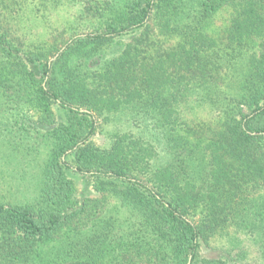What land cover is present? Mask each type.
<instances>
[{"label":"trees","instance_id":"1","mask_svg":"<svg viewBox=\"0 0 264 264\" xmlns=\"http://www.w3.org/2000/svg\"><path fill=\"white\" fill-rule=\"evenodd\" d=\"M0 142V264H264V0H0Z\"/></svg>","mask_w":264,"mask_h":264},{"label":"rangeland","instance_id":"2","mask_svg":"<svg viewBox=\"0 0 264 264\" xmlns=\"http://www.w3.org/2000/svg\"><path fill=\"white\" fill-rule=\"evenodd\" d=\"M72 10H59L55 12L53 20H51L52 26L56 28H62L67 23L70 21V16L72 15ZM220 21L219 24L221 23L222 16L218 18ZM30 30L31 37H45L47 35L48 29L41 25V28L38 26L36 29L32 28H27V31ZM103 137V136H102ZM105 137H103L101 143L105 141ZM6 147L5 145L0 142V196H6V198H14L17 196V198H20V194L16 192V185L20 184V178L22 176L21 173L18 174V172H23V166L18 164L17 160H14L11 162L10 160H7L9 157V152L5 151ZM38 168L36 165L33 164V167L31 168V173L37 174ZM25 174V173H24ZM34 177V176H33ZM25 186H29V191L32 193L34 192V184L35 181L33 180H26V182H23ZM12 186V187H11ZM16 192V196H15ZM18 194V195H17ZM34 193L30 194L33 195ZM23 198V196H22ZM218 243V244H217ZM225 243V240H218L216 243H214L215 246L217 247H222ZM207 251V250H206ZM250 251L252 252V259H253V264H261L260 259L258 258V254H256V250L254 249L253 246L250 247ZM205 252V251H204ZM208 253H205L206 255L213 256V252L207 251Z\"/></svg>","mask_w":264,"mask_h":264}]
</instances>
